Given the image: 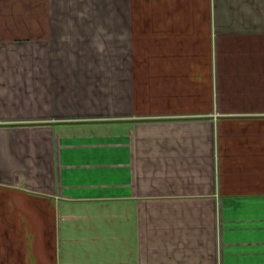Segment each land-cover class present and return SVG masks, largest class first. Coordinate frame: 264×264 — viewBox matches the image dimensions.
<instances>
[{"label":"crops","instance_id":"0c3cea01","mask_svg":"<svg viewBox=\"0 0 264 264\" xmlns=\"http://www.w3.org/2000/svg\"><path fill=\"white\" fill-rule=\"evenodd\" d=\"M0 264H264V0H0Z\"/></svg>","mask_w":264,"mask_h":264}]
</instances>
